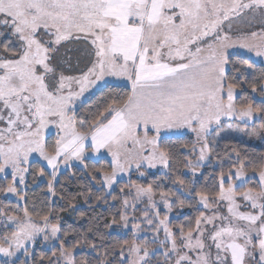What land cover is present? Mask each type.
<instances>
[{"label":"snow or ice","instance_id":"obj_1","mask_svg":"<svg viewBox=\"0 0 264 264\" xmlns=\"http://www.w3.org/2000/svg\"><path fill=\"white\" fill-rule=\"evenodd\" d=\"M253 141L264 0H0V264H264Z\"/></svg>","mask_w":264,"mask_h":264},{"label":"trees","instance_id":"obj_2","mask_svg":"<svg viewBox=\"0 0 264 264\" xmlns=\"http://www.w3.org/2000/svg\"><path fill=\"white\" fill-rule=\"evenodd\" d=\"M259 67V65H257ZM223 141L221 142V145H223ZM234 143H238V141H234ZM240 147H244V148H248V149H255L256 151H264V145H255L252 143H248V142H243V143H239ZM99 211V209H98ZM67 222L68 223H72V219L71 218H67ZM119 231V230H117ZM113 235H116V232H113Z\"/></svg>","mask_w":264,"mask_h":264},{"label":"rangeland","instance_id":"obj_3","mask_svg":"<svg viewBox=\"0 0 264 264\" xmlns=\"http://www.w3.org/2000/svg\"><path fill=\"white\" fill-rule=\"evenodd\" d=\"M252 144H255V145H262V144H260V142H257V141H253V142H251Z\"/></svg>","mask_w":264,"mask_h":264}]
</instances>
